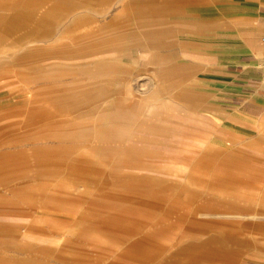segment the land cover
Wrapping results in <instances>:
<instances>
[{"label":"rangeland","instance_id":"374dc122","mask_svg":"<svg viewBox=\"0 0 264 264\" xmlns=\"http://www.w3.org/2000/svg\"><path fill=\"white\" fill-rule=\"evenodd\" d=\"M188 1L51 0L18 31L5 10L0 264L260 258L264 121L228 133L174 80Z\"/></svg>","mask_w":264,"mask_h":264},{"label":"crops","instance_id":"0c3cea01","mask_svg":"<svg viewBox=\"0 0 264 264\" xmlns=\"http://www.w3.org/2000/svg\"><path fill=\"white\" fill-rule=\"evenodd\" d=\"M49 6L51 0H0V31L5 10H13L9 19L18 31ZM177 14L179 30L169 40L181 67L174 80L185 81L228 133L255 135L264 121V0H189ZM258 256L247 263L264 264V251Z\"/></svg>","mask_w":264,"mask_h":264}]
</instances>
